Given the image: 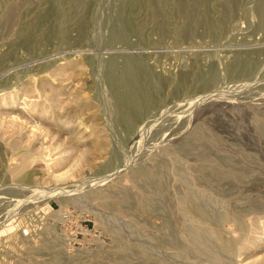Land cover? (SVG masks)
<instances>
[{"label":"rangeland","instance_id":"obj_1","mask_svg":"<svg viewBox=\"0 0 264 264\" xmlns=\"http://www.w3.org/2000/svg\"><path fill=\"white\" fill-rule=\"evenodd\" d=\"M0 264H264V0H0Z\"/></svg>","mask_w":264,"mask_h":264},{"label":"built area","instance_id":"obj_2","mask_svg":"<svg viewBox=\"0 0 264 264\" xmlns=\"http://www.w3.org/2000/svg\"><path fill=\"white\" fill-rule=\"evenodd\" d=\"M25 233L29 234V231H28V230H26V231H25Z\"/></svg>","mask_w":264,"mask_h":264}]
</instances>
